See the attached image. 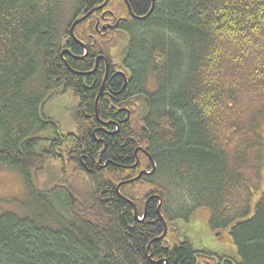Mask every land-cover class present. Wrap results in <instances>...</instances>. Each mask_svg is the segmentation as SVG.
<instances>
[{
  "label": "trees",
  "instance_id": "1",
  "mask_svg": "<svg viewBox=\"0 0 264 264\" xmlns=\"http://www.w3.org/2000/svg\"><path fill=\"white\" fill-rule=\"evenodd\" d=\"M127 1L144 19H133L123 0H108L105 8L126 17L123 33L94 34V12L75 28L70 46L73 18L105 0H0V164L20 172L35 210L51 218L0 215V264H195L199 252L176 223L201 207L210 211L212 230L229 228L243 252L239 264H264V193L252 202L262 184L264 0ZM149 28L159 33L137 38ZM67 38L78 57L65 56L69 69L60 58ZM120 47L114 66L132 78L122 85L108 76L97 105L102 125L94 103L103 67L91 73L93 54ZM69 89L80 101L76 134L43 113ZM45 131L46 140L32 136ZM135 150V170L152 169L146 154L156 170L122 185L136 175ZM69 154L87 155L88 175ZM50 161L58 164V180L42 191L37 175ZM139 187L162 199L165 240L154 242L164 232L156 201L147 219L134 218L130 201L141 218L145 199L135 196ZM175 201L185 212L168 210ZM50 221L55 226L45 225Z\"/></svg>",
  "mask_w": 264,
  "mask_h": 264
},
{
  "label": "rangeland",
  "instance_id": "2",
  "mask_svg": "<svg viewBox=\"0 0 264 264\" xmlns=\"http://www.w3.org/2000/svg\"><path fill=\"white\" fill-rule=\"evenodd\" d=\"M159 33L158 29H143L136 32L137 38L143 37L144 39L146 33ZM121 49L114 48L113 56H115L118 59L121 56L122 53V47ZM42 72L38 73L36 78L33 80V84L30 86L31 91L34 90L36 85H39L41 83V75ZM153 82V81H152ZM152 82H150V86H153ZM77 106V101L75 97L73 96L72 92L65 93V95H55L53 100H49L43 108L44 115L52 118L55 122L57 121L63 132L67 133L70 131H74L76 129V125L73 121L75 119L76 113L75 109ZM98 115L99 113L96 112ZM259 135L261 143L259 146L260 154H261V186L259 188V192L255 193V196L253 197V201L255 202L256 198H258L262 193H264V121H260L259 123ZM39 136L32 135L33 137H40L44 140L49 138L51 135L48 131L45 132H38ZM2 137L0 134V145H1ZM46 143H41L38 147L39 148H45ZM147 155V154H146ZM148 156V155H147ZM58 171L59 167L58 164L55 161H50L45 171L41 175H37L38 182L37 187L38 189L42 191H48V189L53 185L54 181L55 183L58 180ZM140 188V187H139ZM145 191L140 188L138 192L135 193V196L143 199ZM45 193V192H42ZM28 199V200H27ZM182 201H175V203H169L168 210H171L172 214H180L184 210V206L181 205ZM186 201H183V203ZM182 203V204H183ZM34 201L31 199V195L29 194V191L27 190V187L25 185L24 179L22 178V175L19 171L16 170H10L6 168L4 165L0 164V215L6 214L5 212H10L13 214H17L19 216H33L34 219H39L40 222L44 220L51 219L50 216H48L44 211L37 210L36 207H34ZM36 209V210H35ZM182 210V211H181ZM209 209H206L205 207H201L199 210L194 211L191 213V216L188 220H185L183 217H180V219L177 220V230H181L184 234V237L188 238L191 241V244L194 248L200 251H206L212 255H218V257L225 258L226 257H232L235 259L241 260L238 256V250L239 252H242L241 247L238 249L236 245L232 242V239L230 235L228 234L229 228H224L220 230H212L211 226L209 225ZM185 212V211H183ZM51 222V221H50ZM45 225H51L55 226L54 223L45 224ZM235 225L234 227H236ZM240 226V225H239ZM238 226V227H239ZM237 227V228H238ZM235 228V230H237Z\"/></svg>",
  "mask_w": 264,
  "mask_h": 264
},
{
  "label": "flooded vegetation",
  "instance_id": "3",
  "mask_svg": "<svg viewBox=\"0 0 264 264\" xmlns=\"http://www.w3.org/2000/svg\"><path fill=\"white\" fill-rule=\"evenodd\" d=\"M107 1H106V3H107ZM123 1H124L125 5H126L127 12L129 13V15L133 19H137L138 20L140 17L139 16L136 17L134 11H132V8H131L129 2L127 0H123ZM126 2L128 3V5L130 7V11H129V7L126 4ZM153 2H155V0H152V5H153ZM103 5H101V6H103ZM101 6L95 7L94 9L100 8ZM105 6H106V4H105ZM94 9H91L90 11H93ZM90 11H87V12L84 11L83 12V16L77 17L75 19L73 18V21H72L71 26L69 28V34H68V36H69L68 38H70L72 40V42H71L72 44L70 46H74L77 43V38L75 36V28L79 24H81L84 21H86L87 19H89V17H91L94 14V12H97V13L99 12V15H96L95 18H94V20H95V26H94V29H93L94 34L100 36L101 38H106V36H110L109 33H111V32L114 33V32H117L118 31V32H122L123 33L122 29H120V24H122V22L126 21V17L117 16V15L114 14V12L110 11L108 8L102 7L101 9L94 10V12H92V14L89 15V17L87 16L84 19V21H82L81 23L77 24L74 27L73 32L71 34V28L73 26V22L76 19H78V18L84 17ZM68 38L66 39L65 49H63V51H61V53H60V58L62 59L63 63L65 64V67L67 69H69V68H68V65L66 63L65 56H68L69 58L73 59V61H78L77 53H74V54L71 53V49H73V48H71L70 46L67 45L68 44ZM90 38H93V44L96 45L97 37L94 36V35H90ZM81 46H84V45L81 44ZM92 47H93V49L95 48L94 46H92ZM83 48H84V53L87 54V52H88L87 51L88 50L87 48L88 47L84 46ZM94 55H96V56H95L94 62H93V67L94 68H93V71L91 73L96 72L97 69L99 68L98 67L99 65H102V67H103V71L101 73V77L103 79H102L101 85L99 87L98 94L101 92V87L104 88V85H105L106 81L108 80V76L109 75H110L109 78H114V79L120 80L122 85H126L127 82L130 81V79L132 78L130 76L131 73L127 69H125V68L123 69L121 67L114 66L115 62H118L117 61V58H115L114 56H112V55H107L106 56L100 50H98L96 52V54H93V56ZM76 75L79 76V72H77ZM69 92H72V91L69 89V91L66 92V93H69ZM103 95H104V89H103V92H102V96ZM97 97H98V95H97ZM96 98H95V102H96ZM75 99L77 101V106H78L80 104V101H79L78 97H75ZM108 104H109V109H112L113 110L114 109V104H112V102H109ZM77 106H76V108H77ZM79 108L81 110L82 105H80ZM125 110L127 111V109H125ZM75 111H76V109H75ZM94 111H95V103H94ZM81 112H82V110H81ZM82 114H83V112H82ZM128 117H129V114L127 112V116H126L125 119H128ZM95 119L100 124H102V125L104 124L103 122L100 121L99 114L97 115L96 114V111H95ZM116 127L118 128V126H116ZM117 128H116V130H117ZM70 132L73 133V134H76V129L74 131H70ZM136 150L133 152L134 153L133 154L134 164H135L133 166V169L134 170H135L136 166L139 163V156H138V153L139 152H137ZM68 156H69V159H76L77 158L80 166H82V170L85 172V174L88 175V172H90L89 171L90 166H92V165L88 163V159H87V155L86 154L85 155L84 154H79V157H76V155H74V154L73 155L69 154ZM147 158H148V161L151 163L150 155H148ZM100 162H101V156L98 158V160L95 162L94 165L96 167H98L99 166L98 164ZM151 165H153V164L151 163ZM135 171H136L135 172L136 175L134 176V178H132L131 180L124 181L125 182L124 184H126V183L127 184L135 183L136 181L142 180V178L145 177V176H147V175L143 176L142 178H140L138 180H135V178L141 172H144V173H149L150 172L149 170H147V168H145V169H139L138 168V170L136 169ZM124 184H122V185H124ZM61 187H63V186H61ZM144 196H145V199H144V202L142 203V206H141L142 207V217L141 218H138V216H137L138 207H135V204L129 200L131 206L134 209V212H133V213H135L134 218H137L139 221H144L145 219H147V217H146L147 210L148 209H152L154 207V201L157 202L156 197H158L156 195H149V192H146L144 194ZM161 202H162V199H161ZM156 206H157L156 207V215H157V217L160 218V220L163 222V225H164L165 224L164 218L163 217L161 218L159 216L160 209H159V206H158V202H157ZM165 226H166V224H165ZM167 231H168V227L166 228L165 232H163L162 235L159 238H157L156 240H154V242H159V240H165L166 239L165 237H166ZM175 232H176V230H174V233ZM174 233H172V235ZM183 238L184 237L182 236L181 239H177V240H179L181 242V240H183ZM231 239H232V237H231ZM232 242H233V240H232ZM151 243H153V241L149 242L148 249L150 248ZM194 250L197 251V252H199L198 254H196V255L193 254V256H192V259L194 260L195 264H239V263H241V260L239 261V259H235V258H232V257H226L225 256V258H222V257H218V255H215V254L212 255V254H210V253H208V252H206L204 250L203 251H200V250H197L196 248H194ZM240 259H241V257H240ZM149 260H150V258H149Z\"/></svg>",
  "mask_w": 264,
  "mask_h": 264
},
{
  "label": "water",
  "instance_id": "4",
  "mask_svg": "<svg viewBox=\"0 0 264 264\" xmlns=\"http://www.w3.org/2000/svg\"><path fill=\"white\" fill-rule=\"evenodd\" d=\"M106 1L107 0H105V4H106ZM154 3V2H153ZM105 4L103 5V6H101L100 8H97V9H101L102 7H105ZM126 4L128 5V3L126 2ZM128 7H129V5H128ZM97 9H94V10H97ZM94 10L93 11H90V12H88V14H86L84 17H82V18H78V19H76L74 22H73V26H72V28H71V34H72V32H73V29H74V27L77 25V24H79V23H81L82 21H84V19L87 17V16H89L90 14H92V12H94ZM129 11H130V7H129ZM139 19H144L143 17H140ZM102 92H103V88L101 87V92L98 94V97L96 98V102H95V111L96 112H98L97 111V104H98V99H99V97H101L102 96ZM155 167V166H154ZM154 167H153V169H154ZM143 175H145V173L144 172H141V173H139V175L135 178V180H138V179H140ZM134 180V181H135ZM125 183V182H124ZM124 183H122V184H124ZM119 188H120V185H118V187H117V193H119Z\"/></svg>",
  "mask_w": 264,
  "mask_h": 264
},
{
  "label": "bare ground",
  "instance_id": "5",
  "mask_svg": "<svg viewBox=\"0 0 264 264\" xmlns=\"http://www.w3.org/2000/svg\"><path fill=\"white\" fill-rule=\"evenodd\" d=\"M89 17V16H88Z\"/></svg>",
  "mask_w": 264,
  "mask_h": 264
}]
</instances>
